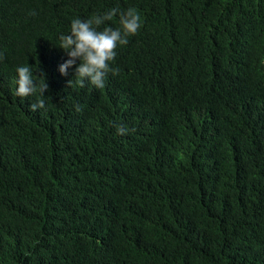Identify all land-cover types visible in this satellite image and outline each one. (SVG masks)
I'll return each mask as SVG.
<instances>
[{
  "label": "trees",
  "instance_id": "obj_1",
  "mask_svg": "<svg viewBox=\"0 0 264 264\" xmlns=\"http://www.w3.org/2000/svg\"><path fill=\"white\" fill-rule=\"evenodd\" d=\"M116 7L81 87L59 36ZM0 53V264H264V0H0Z\"/></svg>",
  "mask_w": 264,
  "mask_h": 264
},
{
  "label": "clouds",
  "instance_id": "obj_2",
  "mask_svg": "<svg viewBox=\"0 0 264 264\" xmlns=\"http://www.w3.org/2000/svg\"><path fill=\"white\" fill-rule=\"evenodd\" d=\"M119 16V27L104 26L106 21H111L115 16ZM142 21L140 14L133 7L121 10L119 7L112 8L103 14H93L88 19L74 18L70 24V31L59 36V47L64 49L69 57L59 66L62 75L68 74V69L76 64V82L83 87L85 81L92 86L102 89L105 86V78L109 73L118 74V69L112 67L117 56V47L128 43V36L135 35L141 28ZM3 59V53H0ZM17 87L15 95L21 98L34 96L38 98L31 103L28 108L32 112L37 109H45V92L48 89L45 76L43 79L34 78V73L30 66L22 65L16 68ZM72 80H69V84ZM77 106V111H79ZM118 134H126L129 130L121 125H117Z\"/></svg>",
  "mask_w": 264,
  "mask_h": 264
}]
</instances>
